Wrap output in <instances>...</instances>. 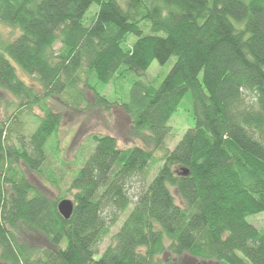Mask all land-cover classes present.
<instances>
[{"label": "trees", "instance_id": "trees-1", "mask_svg": "<svg viewBox=\"0 0 264 264\" xmlns=\"http://www.w3.org/2000/svg\"><path fill=\"white\" fill-rule=\"evenodd\" d=\"M93 3L98 9L84 24ZM0 23L17 30L0 40V90L16 98V112L42 110L33 131L15 141L10 118L0 117L4 264H170L185 255L194 264H264V230L246 219L264 212V0H0ZM128 34L136 40L123 46ZM171 56L157 87L132 80L120 104L151 147L91 135L64 219L56 207L62 196L39 192L18 166L45 169L61 121L47 100L66 94L77 103L83 84L108 106L89 75L107 85ZM15 65L35 82L20 79ZM188 91L195 122L169 150L168 122ZM26 230L42 244L20 240L17 231Z\"/></svg>", "mask_w": 264, "mask_h": 264}, {"label": "rangeland", "instance_id": "rangeland-1", "mask_svg": "<svg viewBox=\"0 0 264 264\" xmlns=\"http://www.w3.org/2000/svg\"><path fill=\"white\" fill-rule=\"evenodd\" d=\"M122 6H125V0H118ZM98 5L93 3L83 19L84 24H89L91 16L97 11ZM15 28L0 23V40L4 41L16 34ZM136 40L134 34H128L123 46L131 45ZM60 43L55 44L57 50ZM175 56H171L165 63L161 64L153 60L144 74L137 76L134 73L127 74L124 78L112 80L107 85H102L93 75L88 76L89 83L109 104L108 106L98 102L94 91L89 87L80 85L81 99L75 103L69 95L52 97L47 100L46 105L53 111L60 114L61 121L57 132L52 136L46 145L47 160L43 172L37 173L29 171L24 164L19 162L18 166L25 174L29 182L41 193L51 199L67 198L72 200V192L67 191L70 179L78 170L82 159L85 157V150L82 147L88 145V139L93 134H108L117 140L119 147L126 148L134 145L142 147H151L145 143L143 134H138L132 127L130 118L121 108L120 104L127 99L131 81L139 79L145 83H151L158 86L170 71ZM17 74L27 84H33L32 77L20 70L16 66ZM85 76V75H84ZM16 98L10 93L0 90V117H9V125L15 129L13 141L16 137L24 135L27 137L36 126L34 115H42L39 105H34L30 110L22 109L16 112L15 105L12 103ZM246 100L250 101L247 96ZM195 106L191 91H188L177 108V111L171 116L168 125L170 133L165 139V146L172 150L179 141L183 133L193 126L195 120ZM159 150L156 156L160 155ZM155 169L152 171L155 173ZM54 181V182H53ZM139 184L130 188L129 197L134 200ZM172 193L177 200L175 191ZM131 207V205H130ZM125 213L119 215L118 220L110 227L109 234L98 244V250L101 252L111 243L112 236L119 229ZM247 221L260 230H264V212L249 215ZM16 235L22 241L42 244L38 236L31 231H17ZM99 257V254L95 256ZM168 257V256H167ZM166 257V258H167ZM0 264H4L0 260ZM170 264H194V261L187 255L180 258H173Z\"/></svg>", "mask_w": 264, "mask_h": 264}, {"label": "water", "instance_id": "water-1", "mask_svg": "<svg viewBox=\"0 0 264 264\" xmlns=\"http://www.w3.org/2000/svg\"><path fill=\"white\" fill-rule=\"evenodd\" d=\"M184 173H186V171H184ZM73 206H74L73 201L67 198H63L59 200L56 205L57 211L64 219H68L71 216L73 211Z\"/></svg>", "mask_w": 264, "mask_h": 264}]
</instances>
